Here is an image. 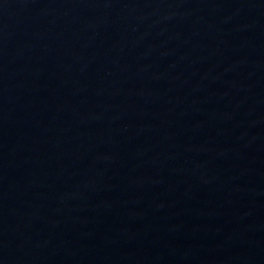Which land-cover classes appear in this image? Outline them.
Masks as SVG:
<instances>
[{"label": "water", "instance_id": "1", "mask_svg": "<svg viewBox=\"0 0 264 264\" xmlns=\"http://www.w3.org/2000/svg\"><path fill=\"white\" fill-rule=\"evenodd\" d=\"M0 264H264V0H0Z\"/></svg>", "mask_w": 264, "mask_h": 264}]
</instances>
